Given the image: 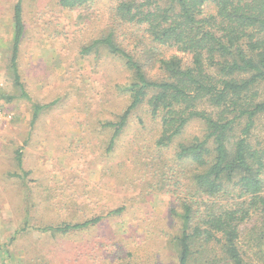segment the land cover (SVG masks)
<instances>
[{
	"label": "rangeland",
	"instance_id": "obj_1",
	"mask_svg": "<svg viewBox=\"0 0 264 264\" xmlns=\"http://www.w3.org/2000/svg\"><path fill=\"white\" fill-rule=\"evenodd\" d=\"M14 3L0 0V105L12 115L0 140V264H178L173 240L190 171L176 166V142L156 149V124L138 113L144 126L133 116L114 152L104 153L108 135L100 132V122L116 121L128 105L123 91L131 74L104 50L88 56L80 50L110 27L115 3L97 0L90 8L66 11L56 0L23 1L17 71L28 99L21 97L10 68ZM137 33L124 26L116 38L137 53ZM160 49L189 65L186 54ZM147 77L162 75L153 68ZM257 92L264 98V84ZM32 104L48 106L33 125ZM204 134L203 124L193 120L177 141ZM229 136L237 139L238 130ZM251 143L264 146V115ZM233 196L221 203H233ZM118 208L120 214L108 215ZM96 216L100 223L85 230L41 231ZM238 230L243 264H264L259 214L251 213ZM231 263L214 242L193 243L188 260Z\"/></svg>",
	"mask_w": 264,
	"mask_h": 264
},
{
	"label": "trees",
	"instance_id": "obj_2",
	"mask_svg": "<svg viewBox=\"0 0 264 264\" xmlns=\"http://www.w3.org/2000/svg\"><path fill=\"white\" fill-rule=\"evenodd\" d=\"M23 1L15 0L13 5L10 68L21 97L28 99L17 71ZM95 1L56 0L66 11L90 8ZM106 1L115 3L110 27L80 53L88 56L104 50L123 62L131 81L123 91L129 102L121 115L116 121L100 122V132L108 135L104 153L114 152L133 116L138 115L141 127L144 121L138 113L148 117L156 124L154 147L165 150L176 142V166H188L190 171L184 184L187 197L180 202V232L173 240L178 264H188L193 243L212 242L231 264H243L237 249L239 225L258 213L264 232V146L251 143L256 121L264 115V98L257 92L264 84V0ZM124 26L138 30L137 53L117 41L116 32ZM160 48L186 54L189 65L177 55L166 57ZM153 68L161 79L147 77ZM47 107L32 104L31 125ZM193 120L203 124L204 136L177 141ZM235 130L239 136L234 140L229 135ZM17 160L20 165L19 154ZM232 194L233 203H221ZM101 220L96 216L41 231L65 235Z\"/></svg>",
	"mask_w": 264,
	"mask_h": 264
},
{
	"label": "built area",
	"instance_id": "obj_3",
	"mask_svg": "<svg viewBox=\"0 0 264 264\" xmlns=\"http://www.w3.org/2000/svg\"><path fill=\"white\" fill-rule=\"evenodd\" d=\"M11 114L7 112L1 105H0V140L2 135V130H4L6 123L11 119Z\"/></svg>",
	"mask_w": 264,
	"mask_h": 264
}]
</instances>
